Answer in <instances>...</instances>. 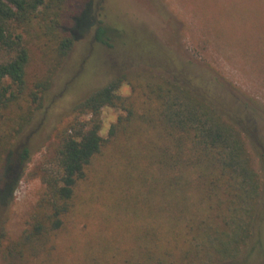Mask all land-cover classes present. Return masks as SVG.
Here are the masks:
<instances>
[{"label": "trees", "instance_id": "16d2710c", "mask_svg": "<svg viewBox=\"0 0 264 264\" xmlns=\"http://www.w3.org/2000/svg\"><path fill=\"white\" fill-rule=\"evenodd\" d=\"M105 3L0 0V226L33 153L50 138L51 110L93 64L103 69L95 72L103 85L56 121L53 152L32 172L43 190L27 228L3 248L6 264H62L63 248L75 252L73 264H264V110L184 58L177 40L148 42L109 25ZM31 46L43 66L33 81ZM81 51L80 72L52 95ZM127 56L135 70L113 75L110 60ZM124 84L127 96L119 93ZM104 108L120 112L106 138ZM108 144L127 167L112 191L113 210L132 212L141 226L119 241L104 238L106 217L91 240L61 246L80 188ZM3 238L1 229L0 248Z\"/></svg>", "mask_w": 264, "mask_h": 264}, {"label": "rangeland", "instance_id": "374dc122", "mask_svg": "<svg viewBox=\"0 0 264 264\" xmlns=\"http://www.w3.org/2000/svg\"><path fill=\"white\" fill-rule=\"evenodd\" d=\"M105 4L106 21L109 25L116 26L115 28L133 37L139 35L148 42L152 41L151 36L172 45L177 40L175 45L179 46L184 58L194 59L201 66L216 71L264 110V0H106ZM125 38L128 36L125 35ZM124 49L127 54L131 51L126 46ZM82 53L86 52L81 51L71 57L70 71L67 73L69 77L65 75L63 80H59L52 95H58L65 79L66 82L75 72H80L83 65ZM29 54L27 77L29 81H33L43 74V66L34 47H30ZM92 57L94 60L95 56ZM92 57L87 63L89 67L93 62ZM130 60V56L123 58L122 63L112 58L113 75L123 72L127 75L135 70L132 68L133 63L129 64ZM96 65L91 67L94 70L92 74L87 71L82 75L78 90L66 94L49 113L51 126L47 134L50 138L33 153L13 192L12 201L5 210V222L0 226L4 233L0 264H6L3 248L27 228L29 215L43 190L40 179L32 172L53 152L55 143L50 134L56 121L78 97L83 98L103 85L102 71L100 74L95 73L103 69L97 63ZM119 93L127 96L130 89L124 84ZM119 114L113 108L102 109L103 138H106L110 125L115 123ZM251 158L252 167L260 173L256 154ZM125 164L124 154L117 153L111 145L108 144L103 149L88 180L80 188L76 210L68 218V231L59 239L61 246H66L71 241L78 243L77 240H91L95 231L101 228V219L106 217L110 222L106 227L108 229L104 228V238L119 241L118 238H125L126 234L141 226V219L135 218L132 212L115 213L113 210L112 191H117L114 187L116 182L125 176ZM82 226H86V232L81 234ZM65 251L63 248L59 254L62 264L75 263V252L64 253Z\"/></svg>", "mask_w": 264, "mask_h": 264}]
</instances>
